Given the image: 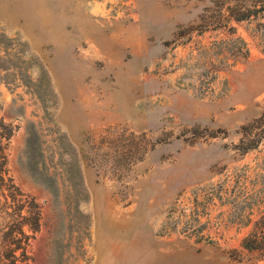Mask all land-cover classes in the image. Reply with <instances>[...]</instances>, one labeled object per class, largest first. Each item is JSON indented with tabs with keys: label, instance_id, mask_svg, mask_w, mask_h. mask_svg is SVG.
I'll use <instances>...</instances> for the list:
<instances>
[{
	"label": "rangeland",
	"instance_id": "374dc122",
	"mask_svg": "<svg viewBox=\"0 0 264 264\" xmlns=\"http://www.w3.org/2000/svg\"><path fill=\"white\" fill-rule=\"evenodd\" d=\"M247 7L0 0L4 168L40 215L28 264H264V136L241 128L264 111V15L232 18Z\"/></svg>",
	"mask_w": 264,
	"mask_h": 264
},
{
	"label": "trees",
	"instance_id": "16d2710c",
	"mask_svg": "<svg viewBox=\"0 0 264 264\" xmlns=\"http://www.w3.org/2000/svg\"><path fill=\"white\" fill-rule=\"evenodd\" d=\"M251 9L245 10L247 13H237L233 15L234 20H242L260 12L264 15V0H250ZM237 12H244L238 11ZM235 42L236 51L234 55L245 57L247 50L244 43L237 38ZM257 123L259 133L257 137L264 136V111L252 123L242 126V134H248L249 129ZM11 134L10 127L0 121V264H28L26 247L33 234L39 228V207L33 197L23 193L11 179L6 176L4 168L5 156L3 149ZM27 139V138H26ZM30 139V138H29ZM26 140V147L33 148V141ZM255 139H250L242 143L241 147L247 149L251 147ZM26 230L29 233H26ZM253 237V236H252ZM255 240V237L253 238Z\"/></svg>",
	"mask_w": 264,
	"mask_h": 264
}]
</instances>
